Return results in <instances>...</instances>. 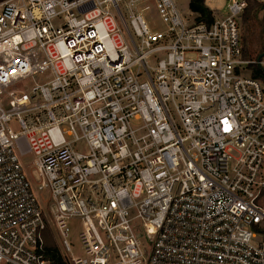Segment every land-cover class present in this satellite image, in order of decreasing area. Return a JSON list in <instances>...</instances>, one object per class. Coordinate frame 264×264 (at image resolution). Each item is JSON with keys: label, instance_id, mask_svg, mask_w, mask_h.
<instances>
[{"label": "built area", "instance_id": "2783aa9c", "mask_svg": "<svg viewBox=\"0 0 264 264\" xmlns=\"http://www.w3.org/2000/svg\"><path fill=\"white\" fill-rule=\"evenodd\" d=\"M225 7L0 0V264H52L50 226L70 264H264V81Z\"/></svg>", "mask_w": 264, "mask_h": 264}, {"label": "rangeland", "instance_id": "374dc122", "mask_svg": "<svg viewBox=\"0 0 264 264\" xmlns=\"http://www.w3.org/2000/svg\"><path fill=\"white\" fill-rule=\"evenodd\" d=\"M228 0H205V4L210 7L212 12H221L225 13L227 8L225 7ZM179 6L184 11V13H188L191 9L189 6L190 0H177ZM247 22H244L245 11L242 15V37L243 44L249 49V54L247 59L254 61V63H258V56L264 50V0H247ZM154 22L157 25H160V22L156 16L153 14ZM262 57L261 61H264V55H260ZM254 63H251L254 64ZM261 65V64H260ZM264 67V65H261ZM251 67V66H250ZM252 69V68H251ZM33 158L32 155L28 156V159L31 160ZM44 193L42 194V199H44ZM45 209L48 211L49 203L45 202ZM45 245L46 247L58 249L63 256V250L57 237V233L53 227H49L47 232L45 233ZM76 252L78 248L75 249ZM66 257V256H65Z\"/></svg>", "mask_w": 264, "mask_h": 264}, {"label": "trees", "instance_id": "16d2710c", "mask_svg": "<svg viewBox=\"0 0 264 264\" xmlns=\"http://www.w3.org/2000/svg\"><path fill=\"white\" fill-rule=\"evenodd\" d=\"M190 9L192 11L195 12H199L201 14L200 19L206 21L208 24H210L213 21V17H212V10L210 9V7H208L205 4V0H190L189 3ZM249 8L246 7V11H245V16H244V22H247L248 18H247V10ZM244 45V55L247 58L248 54H249V49ZM264 55V50L261 53ZM258 56V58L260 57V55ZM257 58V59H258ZM262 59V57H261ZM260 59V60H261ZM253 71V76L255 78H259L262 81H264V67H262L260 64L254 63L252 65H250ZM46 254L48 255V257L50 258L52 264H70L69 259L67 258V256H63L61 254V252L58 249L55 248H50V247H46Z\"/></svg>", "mask_w": 264, "mask_h": 264}, {"label": "water", "instance_id": "95a60500", "mask_svg": "<svg viewBox=\"0 0 264 264\" xmlns=\"http://www.w3.org/2000/svg\"><path fill=\"white\" fill-rule=\"evenodd\" d=\"M258 59L260 60L261 59V56Z\"/></svg>", "mask_w": 264, "mask_h": 264}]
</instances>
